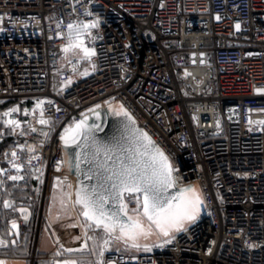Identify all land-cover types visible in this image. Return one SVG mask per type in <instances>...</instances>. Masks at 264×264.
Segmentation results:
<instances>
[{
    "label": "built area",
    "instance_id": "built-area-1",
    "mask_svg": "<svg viewBox=\"0 0 264 264\" xmlns=\"http://www.w3.org/2000/svg\"><path fill=\"white\" fill-rule=\"evenodd\" d=\"M113 106L202 200L187 226L138 247L88 227L64 170V133ZM0 116V208L28 172L36 189L54 182L60 233L101 236L97 258L77 264H264V0H0ZM9 200L19 235L25 204ZM124 203L141 215V193Z\"/></svg>",
    "mask_w": 264,
    "mask_h": 264
},
{
    "label": "snow or ice",
    "instance_id": "snow-or-ice-1",
    "mask_svg": "<svg viewBox=\"0 0 264 264\" xmlns=\"http://www.w3.org/2000/svg\"><path fill=\"white\" fill-rule=\"evenodd\" d=\"M71 27L69 25V28ZM84 51L86 55L90 54L88 49ZM8 123L16 124L17 122L9 121ZM40 123L44 124L47 121L41 120ZM86 127L84 121L75 125L74 130H72L73 143H76V137L82 135ZM88 130L91 131V129ZM61 139H64L66 144L68 143L66 137H61ZM84 139L87 141L88 137L85 136ZM84 147L91 148L90 154L88 152L83 154V162L92 166L89 170L91 175L88 176V179L95 178L97 183L92 185L90 189L84 187L78 190L75 203L82 207V215L90 222L88 227L100 228L110 237L113 233L118 232L119 234L115 236V239L125 242H134L138 236L144 234L145 230L141 221L128 216L127 205L123 203L124 193L143 194V215L155 224L164 235H168V229L171 227L179 229L183 220L195 218L193 209L199 203V198L189 199L184 195V192H193L192 189H185L178 196L168 197L165 195L167 188L172 186L171 169L162 152L158 151L149 162L142 163L135 158V154L124 156L125 149L120 144V140L116 138H113V142L110 144L100 143L93 138L91 145L85 144ZM12 155L15 157L16 153L13 152ZM12 166L19 171V165L14 163ZM9 179L19 180L22 177L11 176ZM114 201H119L118 209L110 210L105 207ZM140 203L139 197H137V204L140 205ZM10 206L7 202L5 203V207ZM121 213L127 217L126 221L121 219ZM13 227L15 228L16 225L13 224ZM104 243L107 244L108 241L105 240ZM6 246L7 242L0 240V247ZM132 246L138 247L135 243ZM84 247L86 248L87 244ZM82 250L66 249L68 252ZM0 264H5V262L0 260ZM64 264H77V262L66 260Z\"/></svg>",
    "mask_w": 264,
    "mask_h": 264
},
{
    "label": "water",
    "instance_id": "water-1",
    "mask_svg": "<svg viewBox=\"0 0 264 264\" xmlns=\"http://www.w3.org/2000/svg\"><path fill=\"white\" fill-rule=\"evenodd\" d=\"M117 113L120 114L118 115ZM124 113L126 112L122 109L114 110L112 107L99 108L80 118L79 121L74 123L62 136L68 139L67 144L65 143L64 139H61L62 147L64 150V162H65L64 170L69 172L75 177V188H74L75 201L78 190L84 187L90 189L92 185L97 183V180L95 178L91 180L88 179V176L91 175V172L89 171L90 168L92 167L91 164L83 162V154L85 152H88L89 154L91 153V148L84 147V145L85 144L91 145L93 138H95L96 141L103 144L112 143L113 138L120 140V144L125 149L124 156L135 154V158L141 161L142 163L149 162L152 156L156 155L158 151L161 152V150L153 143V141L149 138V136L144 131L138 129L135 126L133 119L128 114L124 115ZM80 121H84L87 127L83 130L82 135H78L76 137V143H73L72 130H74L75 125ZM88 129H91V131H89ZM85 136L88 137L87 141L84 139ZM121 137H123V139H120ZM149 141H151V143H149ZM19 170H22V168H20ZM30 171L31 173H34L33 168H31ZM0 172H3L1 166H0ZM170 179L172 186L167 188V191L165 193L166 196L168 197L178 196L182 192H184L186 186L182 188H176L172 183L171 176ZM126 195H128V193L123 194V203H124V197ZM141 195L143 201V194L141 193ZM6 202L10 205V200L5 199L3 201L4 207ZM105 207L110 210H116L119 207V201L110 202ZM5 208L9 209V207H5ZM25 216H27V219H25ZM25 216H24V224L27 225L28 220L30 218V211L28 208L26 210ZM145 218L147 217L143 215V207H142L141 217L134 219H139L142 222ZM121 219L126 221L127 217H125L123 213H121ZM66 260L72 261L74 259H56L54 261V264H64V261Z\"/></svg>",
    "mask_w": 264,
    "mask_h": 264
},
{
    "label": "crops",
    "instance_id": "crops-1",
    "mask_svg": "<svg viewBox=\"0 0 264 264\" xmlns=\"http://www.w3.org/2000/svg\"><path fill=\"white\" fill-rule=\"evenodd\" d=\"M53 202L55 210L47 214L45 213L42 222L39 221V217L37 219L36 228L34 230L36 240L34 241L33 238L34 245L37 244L36 246L32 244L33 247H31L30 250L26 248L12 250L16 246L18 235L15 234L16 232L12 233L9 231V229H14V227L13 225L9 226L7 223V219L10 217L8 210L6 208L7 211L5 212H1L0 210V240L7 242L6 247H0V252L3 254L0 255V260H3L5 264H54L56 259H74L77 263H81L92 262L97 258L98 255L94 256V253H92L91 240H94V238L99 239L101 236H91V239L83 238L79 235L80 229L73 224L68 226V231L71 233L69 236L61 234L60 226L57 222L60 214L59 204L56 201ZM66 216L75 219L72 211L67 213ZM85 244H87L86 248L84 247ZM66 249L83 250L68 252ZM33 250L34 260L31 262L30 256ZM61 252L63 253L61 254ZM9 253L15 254L9 255Z\"/></svg>",
    "mask_w": 264,
    "mask_h": 264
},
{
    "label": "rangeland",
    "instance_id": "rangeland-1",
    "mask_svg": "<svg viewBox=\"0 0 264 264\" xmlns=\"http://www.w3.org/2000/svg\"><path fill=\"white\" fill-rule=\"evenodd\" d=\"M66 54H69V47L66 48ZM0 123L2 124L1 127H3L2 118H1V122ZM1 127H0V129H1ZM4 132L6 134V130H4ZM53 183L54 182H52L51 184L46 186L45 187V191H44L43 186L41 184L37 187V189L34 186L33 196L28 197L26 200H21L24 204L27 201H33V200L35 201L36 200L37 206H38V212L41 213V216H42L41 217V222L43 221V219L45 217V215H44L45 213L47 214L48 212H53L55 210V206L53 204L54 203L53 201H55V198H56L55 195L56 194L52 190V184ZM55 187H56V190L58 189V187H61L60 184H58L57 180L55 181ZM193 187L196 188V186H193L192 184H188L186 186V189H189V188L192 189ZM43 191H44V193H43ZM194 197H198V193L195 190L192 192V194L190 196V199H192ZM199 204H200V200H199ZM199 206L201 208V204ZM15 209H16V213L23 214L24 212H26L27 207L24 206V205H16ZM201 209L197 210V211L193 209L194 217L201 211ZM13 215L14 214H12V216ZM140 216L141 215H134L133 217L134 218H139ZM144 220L147 221L146 225L148 227L150 226V228H152L151 230L148 229V230H150L149 231L150 232V236H148V238L147 237L144 238L143 236L142 237L138 236L136 241H134V242L133 241L125 242L123 240L124 243H130L132 245L135 242H136L135 244H139V243L142 244L144 242V244H145V243H150V242H152V241L164 236V233L162 231H160V229H158L155 224L150 222L148 219H144ZM191 221L192 220L185 219L183 222H181V224L179 226V229L187 226ZM186 222H189V223L186 224ZM179 229H177L176 227H171V228L168 229V234H172V233L178 231ZM117 235H118V233H117ZM94 237H96V236H94ZM35 240H36V238H35V234H34V241ZM34 241H33V245H34ZM36 244L34 246H36ZM91 246H92L91 250H92V253H94V256L98 255V253L100 251V247H101V238H99V239L94 238V240H91ZM113 248H115V246H113Z\"/></svg>",
    "mask_w": 264,
    "mask_h": 264
},
{
    "label": "trees",
    "instance_id": "trees-1",
    "mask_svg": "<svg viewBox=\"0 0 264 264\" xmlns=\"http://www.w3.org/2000/svg\"><path fill=\"white\" fill-rule=\"evenodd\" d=\"M112 108L114 110H121V108L119 106H113ZM1 118L2 117L0 116V122H1ZM1 126H2V124L0 123V127ZM7 145H8V140L7 139L4 140V141H2V142H0V155L2 154V152L4 151V149H6ZM27 174L29 175V180L26 182L27 183L26 190L15 189V190H10V191H8L6 193H3L2 194L3 201L5 199L26 200L28 197L33 196V192H34V180L32 179V176L30 175L29 172ZM192 190L193 191L195 190L198 193V197H199L200 204H201V208H202V200L200 198L198 189L193 187ZM191 194H192V192H184V195L187 198H189V199H190ZM200 204L198 203L197 205H195L194 210H196V211L197 210H200L201 209L200 206H199ZM24 206H26L29 209V211H30V218L28 220V224L26 225L25 232L18 235L16 246L12 250H19V249H25V248L28 249V250H30L31 247H33L32 244H33V238H34V230L36 228V222H37L38 217H39V221H41V217L42 216H41V213L38 212V206H37L36 200L35 201L34 200L33 201H27ZM0 210H1V212L7 211L5 209L3 203L1 204ZM141 223H142L145 231H144V234L140 235V237L143 236L144 238H146V237L148 238V236H150V232L149 231L152 228H150V226L148 227L146 225L147 224V221H145V220L143 222H141ZM187 223H189V222H186V224ZM148 229H150V230H148ZM142 244H144V242ZM8 251H10V250H8ZM1 253L2 252H0V255H3ZM14 254L15 253H9V255H14ZM4 255H6V254H4Z\"/></svg>",
    "mask_w": 264,
    "mask_h": 264
},
{
    "label": "flooded vegetation",
    "instance_id": "flooded-vegetation-1",
    "mask_svg": "<svg viewBox=\"0 0 264 264\" xmlns=\"http://www.w3.org/2000/svg\"><path fill=\"white\" fill-rule=\"evenodd\" d=\"M141 217V216H140ZM145 219H147V218H145ZM143 222V221H142Z\"/></svg>",
    "mask_w": 264,
    "mask_h": 264
}]
</instances>
